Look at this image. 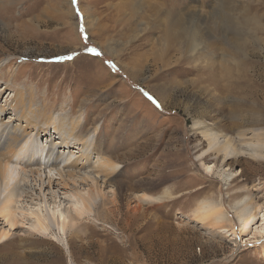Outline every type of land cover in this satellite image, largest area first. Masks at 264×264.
Segmentation results:
<instances>
[{
  "label": "rangeland",
  "instance_id": "1",
  "mask_svg": "<svg viewBox=\"0 0 264 264\" xmlns=\"http://www.w3.org/2000/svg\"><path fill=\"white\" fill-rule=\"evenodd\" d=\"M126 1L0 0V62H9L0 70V105L12 100L18 85L25 93L30 86L32 101L47 113L81 111L80 127L100 125L98 140L121 166L120 193L101 186L119 214L107 210L96 223L83 219L93 226L85 229L88 236L71 234L70 241L74 229L62 238L31 240L29 219L13 228L0 219V228H9L0 264H264V233L239 236L231 207L237 197L252 196L247 210L255 220L248 232L264 226V162L199 159L203 144L197 146L192 126L198 118L226 130L246 120L264 126V0H130L122 6ZM175 10L184 18L193 13L183 22L203 35L192 52L174 50L180 45L175 33L174 44L164 36ZM10 112L4 120L13 118ZM20 155L26 158L25 151ZM218 170L233 175L228 189ZM22 173L19 181L36 188ZM154 179L159 184L151 186ZM50 187V201L55 196L68 206L66 188L57 180ZM164 191L169 197L161 202L137 198ZM27 193L19 203L36 208L37 192ZM202 199L221 200L239 237L218 235L211 223L195 218ZM102 207L99 199L95 212Z\"/></svg>",
  "mask_w": 264,
  "mask_h": 264
},
{
  "label": "bare ground",
  "instance_id": "2",
  "mask_svg": "<svg viewBox=\"0 0 264 264\" xmlns=\"http://www.w3.org/2000/svg\"><path fill=\"white\" fill-rule=\"evenodd\" d=\"M129 3L130 0L121 2L122 6H127ZM148 4H151V2L149 1ZM156 4L159 8L163 6L162 1ZM122 6L119 2V7ZM176 12L172 15L173 18L167 16L168 27L171 23L173 25L171 26L172 29L169 30L170 33L165 32L164 36H167L168 41L174 44L175 39L172 35L175 33L178 37L177 42L180 43L179 47H182V49L178 47L174 50L180 53L184 50L185 52H192L199 48L200 44L198 42L199 39H203V35H200L197 25L193 22L188 24L183 22L193 13L184 18L183 13ZM228 20L230 19L228 18ZM19 25H22V23L15 25L17 31L21 29ZM154 60L158 61V58H154ZM167 61L162 62L166 63ZM3 62L8 61L3 59L0 62V70L9 63L5 64ZM8 84L6 83V85ZM6 87L8 86H5V89ZM30 88V86L27 87L29 92L25 93L21 86H15L12 90V100L0 105V219L11 228L24 224V221L29 219L31 231L27 230L26 232L30 236H35V239L31 238V240L45 239L47 236L62 238L72 229L75 232L68 235L67 241L71 240V234L83 239L88 236L85 229L93 227L88 221H84L85 218L92 219L95 222L101 216L104 218L108 212L107 210L111 214L120 213L119 207L115 205L114 198L104 199L105 194L101 189L102 185L108 184L113 191L120 193L119 176L121 166L119 159L112 153V149H107L98 140L101 126L96 125L95 121H92L88 128L83 129L80 127L82 124L81 111L77 114H71L66 110L62 113H47L45 108L39 107L32 101V88ZM5 89L2 90L5 91ZM10 111H14L13 118L4 120L5 114H10ZM259 122L260 120H255V123H250L247 120L246 123L239 121V123L233 125L229 124V130H226L222 127L203 124V121L199 118L194 120L192 126L198 135V140L196 139V142L198 141L197 146L203 144L199 148L197 158L205 159L212 156L213 159L218 160L220 165L228 161L237 163L241 158L247 159L246 163H248V160L264 162V126L260 125ZM31 136H33L35 142L32 141ZM100 146L101 151L99 150ZM22 151L26 152V158L21 157L20 153ZM93 155H96V157L93 158ZM31 166L37 167L32 169ZM212 167L213 165L206 166V173L211 172ZM21 172L24 174L28 172L34 178L36 184H33L36 188L31 189L25 182L26 179L23 183L19 181ZM41 172L45 173L44 178ZM215 174L224 185V189H228L230 185L228 182L233 175L226 176L220 173L219 170ZM55 180L66 188L64 195L67 198L66 202L69 203L68 206L55 202V196H53L52 202L47 197L46 189H50ZM154 180L151 186L159 184L156 179ZM32 190L37 192L38 196H35L38 200H36V208L25 207V205L19 203V201H24V198H26L23 194H28L27 192ZM168 195L169 193L166 191L158 196L142 193L138 194L137 198L146 204L150 201L149 198L161 202L169 197ZM247 197H237L238 199L234 200V204L231 206L238 222V233L239 236L247 239L260 237L264 233V226H261V224L254 227L259 232H248L249 226L255 220V213L247 210V205L253 200L252 196L251 198ZM99 199L103 207L95 212ZM106 203H110L113 209H106ZM197 205L194 213L195 218L202 222L208 221L211 223L213 225L211 229L214 233L221 236L224 234L230 235V239H236L238 236L237 230L230 222V216L221 200L202 199ZM101 211L104 212V215ZM124 214L126 213L124 212ZM261 222L264 224L263 214L261 215ZM8 233L9 228H0V245L7 240ZM28 238L29 236H24L20 239L28 241ZM23 244L21 243L22 246ZM83 245L85 244L83 243ZM13 254L16 256L19 253L14 252ZM22 263L29 264L26 261ZM101 263L102 261L98 259V264Z\"/></svg>",
  "mask_w": 264,
  "mask_h": 264
}]
</instances>
